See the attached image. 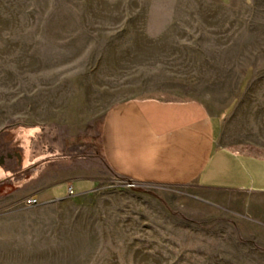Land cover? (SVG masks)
I'll return each instance as SVG.
<instances>
[{
	"label": "rangeland",
	"instance_id": "374dc122",
	"mask_svg": "<svg viewBox=\"0 0 264 264\" xmlns=\"http://www.w3.org/2000/svg\"><path fill=\"white\" fill-rule=\"evenodd\" d=\"M143 96L198 99L221 143L264 153V0H0V264H264L263 196L106 173L2 198L40 139L93 153L104 111Z\"/></svg>",
	"mask_w": 264,
	"mask_h": 264
},
{
	"label": "crops",
	"instance_id": "0c3cea01",
	"mask_svg": "<svg viewBox=\"0 0 264 264\" xmlns=\"http://www.w3.org/2000/svg\"><path fill=\"white\" fill-rule=\"evenodd\" d=\"M9 114V106L1 105L0 124ZM217 130L215 118L198 99L120 101L104 111L93 153H76L69 144L64 152L59 143H51L46 152L39 137L32 168H24L31 171L15 178L13 170H6L11 189L2 198L21 202L31 196L45 203L68 197L69 186L72 195H80L106 179V173L136 183L264 197V153L221 143ZM60 190L65 194L56 196Z\"/></svg>",
	"mask_w": 264,
	"mask_h": 264
},
{
	"label": "built area",
	"instance_id": "2783aa9c",
	"mask_svg": "<svg viewBox=\"0 0 264 264\" xmlns=\"http://www.w3.org/2000/svg\"><path fill=\"white\" fill-rule=\"evenodd\" d=\"M130 186H131V185H130ZM68 193H69V195H72V187H71V186L68 187ZM22 202H23L25 205H27V206H32V205L37 204V203H38V200H37V198H35V197H31V196H29V197H25V198L22 200Z\"/></svg>",
	"mask_w": 264,
	"mask_h": 264
},
{
	"label": "water",
	"instance_id": "95a60500",
	"mask_svg": "<svg viewBox=\"0 0 264 264\" xmlns=\"http://www.w3.org/2000/svg\"><path fill=\"white\" fill-rule=\"evenodd\" d=\"M12 156H13L12 154H7V155H6L7 158H12ZM14 156H15L18 160H20V154H19V153H15ZM3 159H4V156L1 155V156H0V164L3 162Z\"/></svg>",
	"mask_w": 264,
	"mask_h": 264
},
{
	"label": "flooded vegetation",
	"instance_id": "af4514ba",
	"mask_svg": "<svg viewBox=\"0 0 264 264\" xmlns=\"http://www.w3.org/2000/svg\"><path fill=\"white\" fill-rule=\"evenodd\" d=\"M1 156V155H0Z\"/></svg>",
	"mask_w": 264,
	"mask_h": 264
}]
</instances>
